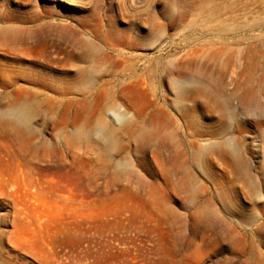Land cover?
Masks as SVG:
<instances>
[{
	"label": "rangeland",
	"instance_id": "rangeland-1",
	"mask_svg": "<svg viewBox=\"0 0 264 264\" xmlns=\"http://www.w3.org/2000/svg\"><path fill=\"white\" fill-rule=\"evenodd\" d=\"M82 27L95 50L58 37ZM191 128L257 191L197 170ZM0 264H264V0H0Z\"/></svg>",
	"mask_w": 264,
	"mask_h": 264
},
{
	"label": "bare ground",
	"instance_id": "bare-ground-1",
	"mask_svg": "<svg viewBox=\"0 0 264 264\" xmlns=\"http://www.w3.org/2000/svg\"><path fill=\"white\" fill-rule=\"evenodd\" d=\"M3 17V16H2ZM10 30V28H5L4 30ZM81 30H76L73 32L65 33V35H58V37L61 40L70 39L73 40L75 44L77 45H85L86 49L88 51L95 50V46L91 43L88 44L87 42H83L82 38L84 37L87 30H84V28H80ZM83 29V30H82ZM89 30V29H88ZM90 31V30H89ZM57 32V31H56ZM62 32V31H60ZM66 32V31H65ZM113 36V34H107L105 39H109ZM123 38H120L122 40ZM160 60H157L154 65L150 67V71L152 72V75L158 71L159 69ZM53 75L52 79L55 80H61L62 81V87L63 89L68 88L66 84H68L70 78L73 77V75L80 77L79 81L83 80V77H88V75L85 74V70L80 67L76 66L74 69V74L71 70L63 67H60L59 69H53L52 70ZM56 82V81H55ZM55 87V86H53ZM60 88H55L57 92H60ZM62 89V90H63ZM173 91L176 94L177 97L181 98L184 94H193L196 92V84L195 81L189 78H179V79H173ZM68 91L67 89H65ZM101 93L103 94V98L105 97L106 89L103 87L101 90ZM253 105L248 106V108H251ZM6 121L11 123L12 125L22 128L27 123V115L25 112V109L23 107H16L9 109L5 113ZM195 120L193 118V112L191 113L190 121ZM195 122V121H194ZM156 133L157 138V146L161 148H166L167 146V136L162 133V130L157 129L154 134ZM208 138H203V134H198L191 128V135L189 139V157H191L192 162L195 164L197 170L206 169V155L208 153L215 154L220 160H222L224 163L229 164L231 166V171L234 174H237L238 179L242 182L244 185V188L250 190V191H257L258 186L256 181L254 180V175L252 174L250 167L246 164L244 161V154L243 149L239 144L230 143L229 140L222 139L221 137H217L216 132L210 131V133L207 134ZM181 153L178 151L175 152L176 156H179ZM165 157H170L169 154H165Z\"/></svg>",
	"mask_w": 264,
	"mask_h": 264
}]
</instances>
